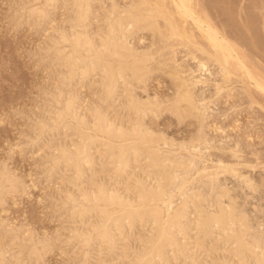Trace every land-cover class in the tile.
I'll use <instances>...</instances> for the list:
<instances>
[{
  "label": "rangeland",
  "instance_id": "1",
  "mask_svg": "<svg viewBox=\"0 0 264 264\" xmlns=\"http://www.w3.org/2000/svg\"><path fill=\"white\" fill-rule=\"evenodd\" d=\"M117 1L124 4L125 1L129 0ZM197 1L198 7L203 6L202 8H205L206 12L210 13L207 14L212 22L222 33L224 31V34L239 49L240 54L242 52L246 57L252 70L260 78L264 79V0H233V2L232 0H215L217 3H213L214 0ZM93 2L92 14L90 20L87 22V29L91 37H95L96 39L99 30H101L99 28L105 27V25L103 26L105 24L103 21L105 20L103 11L111 1L93 0ZM167 4L173 10L175 18L179 19L178 14L174 11V6L169 1H167ZM34 6L40 9L44 6L42 9H45V11L39 19L36 16L35 18L37 19L33 17L32 9ZM73 7L70 0L68 2L59 0L52 4L51 2L48 4L47 0H36L34 2L33 0H0V172H5L8 169L5 173L8 172L11 178L18 179L17 190L14 189L15 191H13L10 188H4V192H1L3 195L0 193V197L3 198L2 201L0 199V252L4 254L0 256V264H19L16 260L21 254L22 257L20 256L19 259L20 264H128L130 259H134L135 255V253L133 254L134 247L132 248V246H137L140 240L144 241L146 239L145 235L148 233V229L146 228L145 230L147 231L145 234V231H142L143 228L134 227L132 230L124 229L121 235H117L119 237L115 236L117 239L115 250H112L111 247H107L106 245L101 247V249H95L94 246L92 248H88V246L84 247L82 245L84 242L78 243L77 241L82 240L78 238L80 236L77 233L75 236L74 233L75 231L77 232L78 228L81 229L82 226L81 222L78 223L79 219L74 220L75 215L73 213V216L70 215L73 209H71L72 206H70V203L67 204L70 201L67 199L66 202V196L69 198L68 195L73 193L74 190L75 194L78 195L80 183L84 178L86 185L82 184L81 190L85 186L90 187L91 182L95 180L96 182L94 181V183L97 185L101 184L99 182L102 181L104 184H108V187L112 186L111 188L114 185H118L119 187H117L121 193H126V186L130 187L132 185L130 188H133L134 182H127L126 179L123 180V177L120 178V176L115 174V170L112 169L114 168L113 165H107L106 163L103 165L104 159L102 162L100 160L101 158L98 159V154H94L95 158L99 161L97 162L96 160L93 164H89V167L87 165V175L85 174V177L81 181H77V184H79L78 189L77 186L73 188L72 184L71 188L70 182L71 180L72 182L74 181V172L70 168L73 173L68 168L66 170L69 172H66L64 165H62L63 168L61 164L59 165L57 163L56 165V162H54L55 155L52 154L55 148L56 152L54 154H57L64 148L63 144L69 145V140L73 137L71 133L69 135L71 131H68L66 135V132H63L66 131V128L59 130L47 120L50 110L54 109V107L53 109L51 108L54 106V103H51L52 101L50 99L58 91L64 90V93L68 97L70 95L77 98L78 109L81 115L95 114L96 107L100 105L99 107H102L103 112L108 113L111 121L117 118L115 120L117 122V120L122 119L120 117H127V112L123 109L124 105L119 104V100L106 99L104 96V101L101 100V104V101L98 99V96L101 94V83L97 80L99 77H80L82 79H74L73 81L64 78L65 67L62 66L64 60L62 61L61 57L64 56L65 52L61 55L56 52L58 44L56 45L54 35L61 34L64 31H70L73 28L75 23L69 17L71 10L74 9ZM163 19L160 22L161 26L164 27H162V32H166L164 33L165 38L162 37L163 33L161 35L157 32L153 35L148 30L139 31L133 35L135 37H129V41L131 43L134 42L133 45L137 49L141 50L143 48L142 50H144L146 48L145 50L148 51L149 55L156 57L155 62L153 61L155 59L154 57L150 61L152 67H155V71L152 68L147 82L145 81L144 84L140 83L141 85L134 83L135 93L145 100H155L154 98L156 97L157 99L166 101L167 99H173L179 80L169 75L172 71L171 69L173 68V71H176V69L179 70L183 66L182 69L185 71L184 75H187L186 69L190 67L187 69V71L190 69L188 71V76L190 77L191 75L189 74L192 70L197 69L198 57L207 56L204 53L199 54L202 52L197 50L193 45H189L191 46L190 48L189 46L184 47V45L180 44V38L168 37L167 33L169 34L170 27L167 22H164L166 20ZM187 27L191 28V25H187ZM60 31L61 33H58ZM193 31L198 40L200 42L202 41L201 43L206 46L208 43L201 36L200 31L196 27L193 28ZM152 36L154 37L152 38ZM52 39L55 42V47H53L54 42H52ZM165 39H167V42ZM152 42L154 44L156 42V44L151 45L153 44ZM63 46H67V43L59 45V47ZM57 53L59 55L56 56ZM173 54H175V58ZM192 55H197V59L193 58ZM160 60L161 63H158ZM171 62L173 63L172 66ZM179 62L183 65L178 66L180 65ZM211 63L212 60L208 62V66L211 68L210 71H213V75H208L209 72H207L208 80L200 83L195 88V90L197 89L195 94L200 91L196 94L197 96H201L203 93L201 91L205 88L204 94L206 96L202 95L208 97L207 100L210 99L209 102H211V105H209L210 108L207 111L209 114H205L207 117L195 114L197 116L188 115L183 121H179L170 111L163 110V112L157 115H148L146 121L151 126L150 129L155 133H166L164 135H166L167 140L171 138L168 141H175L173 145L171 144L173 148L168 143L161 144L163 145L162 148L166 147L163 150L167 152H170L168 148H170L171 152L175 148L179 152L174 150L172 153L177 152L182 155L188 153L187 156L192 155L191 153L195 154L193 151L188 152V149L185 151V148H181L179 144L182 143L181 141L189 142L196 138L198 133L200 136L204 134L202 139L205 141L201 145L202 151H204L202 152L203 155L201 152H196V154H199L196 156V158L199 156L197 158L199 168H196L198 174L193 170L189 176V182L191 181L192 185L196 184L199 189L201 187L202 190H204L202 188L204 186L203 182H206V180H209L211 183H218L217 185L223 183L222 185H225L230 190L232 196L237 199L238 204L240 202L239 205L241 207L243 205V208L251 215L249 216L251 217L252 223L257 225V221L261 220V223L264 224V92L259 91L251 79L241 78V72L236 68V64L233 65V71L235 73L232 75L233 77L225 80L223 75H221L222 72L220 71L221 74L219 73V70H221L220 66L216 62L214 64ZM216 68L218 69L216 70ZM168 71L170 72L167 73ZM233 79L235 82L232 81ZM205 83H208V86ZM219 83L220 85H217ZM222 84L226 86L222 87ZM220 87L224 89L218 91V89H221ZM119 91V94H124L125 87H121ZM116 100L117 102H115ZM97 102L98 105L96 104ZM88 106V109L95 108V111L90 110L92 113L88 112L86 110ZM203 116L204 119L202 118ZM43 124L47 125L44 129L42 128ZM178 141L179 143L177 144ZM50 157L51 159L53 158V161H51ZM141 164L144 165V162ZM225 164L228 166L230 164V167L233 165V168L229 167L230 170L224 172L223 167L226 166ZM50 165L54 166L51 168ZM203 165L204 168L207 167L206 169L210 167V171L204 172L206 169L203 170ZM219 165L223 167H219ZM215 166H218L219 169L222 167L221 169L223 171L220 172L223 173L221 175L219 169ZM132 171L135 174L138 173V176L143 174L140 170L139 163L133 165ZM216 171L218 172V177L212 181V178L216 177V175L214 176V174H217L215 173ZM202 173L204 174L202 175ZM137 175L136 179H138ZM206 176H212L210 177L211 180ZM246 177H250L252 179L250 180L255 182L257 188L260 190L251 188L248 183L247 185L249 186H247L245 182H247L246 179L248 178ZM132 178L134 179V177ZM209 181H207V184H210ZM190 186V183L187 184V187ZM70 190L73 192L71 191L70 193ZM212 197L210 198L213 199ZM225 200L228 201L227 198ZM262 228H264V225H262ZM73 229L74 231H72ZM11 230L14 231L11 233ZM72 232L74 235H71ZM16 234L17 237H14ZM39 239L41 242L46 241L47 243L49 241V245L43 248L42 244L38 243ZM201 240V242L197 241L198 243L192 239L187 240V250L190 252L189 254L195 256L189 257L188 255H184V259L178 258V262L176 263H222L220 261L222 260L219 257L220 255L217 256L218 254L213 253L208 243L202 238ZM31 241L36 242L37 245L36 243H31ZM212 242L215 246L217 245L216 247L221 244L220 241ZM199 244V248L197 246L195 247V245ZM31 248H35L36 253H31L33 250H29ZM38 249L39 251H37ZM35 251L33 250L32 252ZM127 259L128 261H126ZM22 260H24V263ZM174 261H171L170 264H174Z\"/></svg>",
  "mask_w": 264,
  "mask_h": 264
},
{
  "label": "bare ground",
  "instance_id": "2",
  "mask_svg": "<svg viewBox=\"0 0 264 264\" xmlns=\"http://www.w3.org/2000/svg\"><path fill=\"white\" fill-rule=\"evenodd\" d=\"M34 1L36 0H33V2ZM57 1L59 0H47L48 4L49 2L52 4ZM66 1L68 2L69 0H64V2ZM110 1L111 3L103 11L105 15V20H103L105 24H103V26L105 25V27L99 28L101 30H99L96 39L95 37H91L87 29V22L90 20L92 14L93 0H70L72 6H74V9L71 10L69 14L70 19L75 23L72 28L73 30L64 31L63 33L60 31L58 33L61 34L54 35L56 45L58 44L56 52L60 55L65 52L63 57L60 56L61 60H64L62 63V66L65 67L64 78L73 81L74 79L99 77L97 80L101 83V86L99 85L101 89V92H99L101 94L98 96V99L104 101V96L106 99L110 98V100L117 99L120 101L119 104L124 105L123 109L127 112V117H120L122 119L118 118L121 121L117 123L119 121L117 120V122H115L117 118L111 121L108 117V113L103 112L104 110L101 109L102 107L98 105L99 101L96 103L98 105L96 107V113L93 112L95 114L85 115L83 113L84 115H81L76 97L70 95L68 97L64 93V90L58 91L57 93L55 92L56 94L53 97L51 96V103H54V106L51 108L53 109L54 107V109L50 110L47 120L51 122L50 124H54L59 130L66 128V131H63L64 133L66 132V135L68 131H71L69 135L71 133L73 136L70 139L69 137L71 136L68 135L70 143H67L69 145L63 144L64 148H61L62 150L59 152L57 151V154H54L56 152L55 148L52 155H55L54 162H56V165L57 163L59 165L61 164V166L64 165V170L66 172H69L66 168H70L74 172L73 173L69 169L70 172L74 174L73 179L76 181H73V184L71 180L72 183L70 182V185L72 184L73 188L77 186V189L80 187L79 191L77 190L78 195L75 194V190L74 192L70 190V193L71 191L73 192L71 194L69 193L71 197L70 195H68L69 198L66 196V202L67 199L70 201L67 202V204L70 203V206H72V208H70L73 209L70 215L73 213V215H75L74 220L76 221L79 219L78 223L81 222L82 226L81 229L78 228L77 232H74L75 236L78 234L80 236L78 238L82 240H77L78 238L75 240H77L78 243L84 242L82 243L84 247L88 246V248H92L94 246L95 249H101V247L106 245L107 247H111L112 250H115L117 241L115 236L121 235L124 229L127 228L132 230L134 227L143 228L142 231L144 230L145 232H143L145 234L147 231L145 230L146 228L148 229V233L145 235L146 239L144 241L138 239L140 240L138 244H140L132 246V248L134 247L133 254L135 253V255L133 260L129 258L130 262L128 264H170L173 260H175L173 262L175 264L178 262V258L184 259V255H188L189 257L195 256L189 254L190 252L187 250V240L192 239L197 242L200 241L201 238L208 243L213 253H216V255L218 254L217 256L220 255L219 257L222 259L220 260L222 261L220 264H264V228H262L264 224L261 223V220L257 221V225L253 224L250 217L251 215L243 208V205L242 207L239 205L240 202L238 204L237 199L232 196L230 190L225 187V185H222L223 183L217 185L218 183H211L209 180H206V182L202 181L204 183L202 187L204 190H202L201 187L199 189L196 184L192 185L191 181L189 182L188 180L190 179L189 176L192 171L194 170L195 173H197L196 168H199L197 161L199 156L196 158L199 154H196V152H201L203 155L202 152L204 151H202L201 145L205 141L202 139L204 134L200 136L198 133L196 138L189 142L181 141L182 143L179 144L181 148H185V151L188 149V152L193 151L195 154L191 153L192 155L187 156L188 153L186 155L178 154L177 152L172 153L175 148L172 152L170 148H168L170 152H167L163 150L166 147L162 148L163 145L161 144L168 143L171 146L175 141H168L171 138L167 140L166 135H164L166 133H155L150 129L151 126H149L146 121L148 115H157L163 112V110L170 111L179 121H183L188 115L197 114L198 116L204 115L207 117L205 114L208 113L207 111L210 108V99L207 100L208 97H205V88L203 90V86L201 88L203 90L201 93L203 92L202 94L205 96L201 93V96H197L196 94L200 91L195 94L197 90H195V88L199 86L200 83L206 82L209 78L208 75L212 74L213 71H210L211 68L208 66L210 60H212L213 64L216 62L220 66L221 70H219V73L220 71L222 72V74H220L223 75L225 80H229L233 77L232 75L235 74L233 71V65L235 64L236 68L241 72V78L251 79L259 91L261 90L262 92H264V79L260 78L252 70L246 57L242 52L240 54L239 49L224 34V31L222 33L212 22L207 14L209 12H206L205 8H202L203 6L200 8L198 7L197 0H129L125 1L124 4L121 2L120 4L117 0ZM167 1L174 6V11L178 14L179 19L175 18L174 12L168 7ZM214 2L215 0L213 3ZM42 8L40 9L34 6L32 9L34 18L36 16L39 19L42 16L45 11V9L43 10ZM223 9L225 10V8ZM219 13L221 14V12ZM160 18H164L166 20L164 22H167L170 27V32L168 31L169 34L167 33L168 37L180 38L181 42L178 39L177 41L184 45V47L193 45L197 50L202 52L199 54L204 53L208 57L192 55L193 58L197 59L198 57L199 59L197 69L192 70L189 74L191 75L190 77L188 76V71L190 69L187 71L190 67L186 69L187 75H184L185 71L182 69L183 64H180V62L178 66L182 67H180L179 70L176 69V71H173L172 68L171 72H167H170L169 75L179 80V82H177V91L173 99H167L166 101L157 99L156 97L154 98L155 100H145L135 93L134 83L144 84L145 81L147 82L148 75L151 73L152 68L154 69L153 71H155V67H152V64H150L154 56L149 55L148 51L145 50L146 48L144 50H142L143 48L141 50L137 49L135 45H133L134 42L131 43V41H129V37L144 30L152 32L153 35L157 32L160 34L163 33V26H161ZM187 25H191V28H188ZM195 27L207 41L206 43L208 44L206 46L196 37L193 31ZM164 33L163 35L161 34L162 37L165 36ZM153 37L154 36H152V38ZM167 39H165L166 42ZM52 42H54L53 39ZM55 42L53 43V47L56 46ZM64 43H67V46L59 47L60 44ZM155 44L153 43L151 45ZM162 46L164 47V45ZM66 47L68 50H66ZM190 47L191 46H189V48ZM148 48L150 49V47ZM58 53L56 56L59 55ZM175 54H173V57ZM154 58L153 61L156 60V57ZM169 58L171 59V57ZM158 63H161V60L160 62L158 61ZM173 63L171 62V66ZM218 68H216V70ZM207 72H209L208 75ZM232 81L235 82L234 79ZM208 83H205V85L208 86ZM224 84H222V87L226 86ZM217 85H220V83ZM121 87H125V93H122L124 97L121 96L122 94H119ZM222 87H220L221 89H218V91L223 90L224 88ZM117 100L115 102H117ZM88 108L89 106L86 109L88 112L95 109ZM204 116L202 117L203 119ZM46 126V124H43L42 128L44 129ZM53 127L51 128L53 129ZM178 143L179 141L177 144ZM204 145L206 146V144ZM171 148L173 147L171 146ZM177 151L179 152V150ZM94 154H98V159L101 158V161L104 159V162L102 161L103 165L104 163L113 165L114 168L112 169L115 170V174L120 176V178L123 177V180L126 179L127 182H134L133 188H130L132 185L130 187L126 186V193H121L118 185H114L113 188H111L112 186L108 187V184H104L103 181L99 182L101 184L98 183L99 185H97L94 183L95 180H92L91 186L88 185L90 187L85 186V188L81 190L82 184H85L84 177L89 164H93L97 160ZM51 161H53V158ZM98 161L99 160H97V162ZM142 162H144V165L141 164ZM135 163H139L140 170L143 174L138 176V173L135 174L133 171L131 172ZM204 165L203 170L207 168H204ZM222 165H219V167ZM50 166L51 168L53 167L52 165ZM229 167L230 164L229 166H224V172H228L231 167L233 168V165ZM209 168L206 169L207 171L204 170V172H208ZM216 168H218V166ZM3 169L5 168L3 167ZM220 169L219 172L223 171ZM217 171L215 172L217 174H214L216 177L212 178V181L215 178L217 179ZM5 172H0V193L5 190L4 188H10L13 191L17 190L18 179L14 177L11 178L8 172ZM222 173L220 172V175ZM203 174L204 173H202V175ZM136 175L138 179H136ZM206 177L211 180L210 177L212 176ZM206 177L204 178L206 179ZM83 178L84 180L79 186L77 181H81ZM246 178L247 182H245V184L247 185L248 183L251 188L256 190L257 184L251 181L252 179L250 177ZM207 181H209L210 184H207ZM119 182L121 181L119 180ZM189 183L191 186L187 187ZM225 198H227L228 201H226ZM0 199L2 201L3 198L0 197ZM13 231L11 230V233ZM72 231H74V229ZM116 232L118 233L115 235ZM74 233L72 232L71 235H74ZM14 237H17V234L14 235ZM32 241L31 243H36ZM212 241H220L221 244L216 247L217 245L215 246L212 244ZM38 243H41L43 248L49 245V241H47V243L46 241L41 242L40 239ZM196 246L200 247V244L195 245V247ZM32 249L33 248L29 250ZM36 249L34 248L33 250L35 251ZM32 251L31 253H36V251ZM37 251H39V249ZM18 254L17 256H19ZM3 255L4 254L0 252V256ZM20 256L17 257L18 259L15 258L18 260H16V262L19 264ZM22 261L24 263V260ZM126 261H128V259ZM192 263L197 264L198 262Z\"/></svg>",
  "mask_w": 264,
  "mask_h": 264
}]
</instances>
